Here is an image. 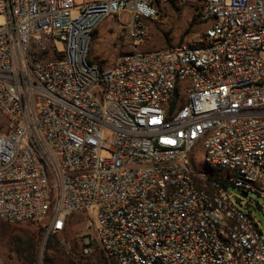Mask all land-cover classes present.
Wrapping results in <instances>:
<instances>
[{
	"label": "built area",
	"instance_id": "2783aa9c",
	"mask_svg": "<svg viewBox=\"0 0 264 264\" xmlns=\"http://www.w3.org/2000/svg\"><path fill=\"white\" fill-rule=\"evenodd\" d=\"M174 1L0 0L1 222L86 215L109 264H264L228 192L264 200V0H202L199 44L89 59L104 20L141 42Z\"/></svg>",
	"mask_w": 264,
	"mask_h": 264
},
{
	"label": "rangeland",
	"instance_id": "374dc122",
	"mask_svg": "<svg viewBox=\"0 0 264 264\" xmlns=\"http://www.w3.org/2000/svg\"><path fill=\"white\" fill-rule=\"evenodd\" d=\"M94 0H75L76 5ZM202 0L177 1L159 8L156 20H149L147 37L141 42H133L126 37V14L104 20L94 30L89 44V59L100 67L113 64L124 53L136 49L150 51L169 48L175 45H193L200 42L204 26L199 20ZM77 12L73 11L72 16ZM190 27V23H192ZM2 19L0 18V24ZM199 44V43H198ZM59 49L61 44L57 45ZM52 55L41 58L51 59ZM103 156L106 154L103 153ZM192 166L195 172L207 175L203 163V150L200 146L193 151ZM235 205L244 212H250L258 228L264 234V200L250 193L248 200L240 199L238 191L228 187ZM241 200V201H239ZM262 206V212L255 204ZM88 217L72 214L67 220L64 231L48 237L44 234V221L6 223L0 221V264H103L104 255L96 245L93 231L88 225ZM35 244L34 258H30L25 248ZM49 246V248H48ZM25 247V248H24ZM88 249L85 253L84 249ZM22 250V251H21Z\"/></svg>",
	"mask_w": 264,
	"mask_h": 264
},
{
	"label": "trees",
	"instance_id": "16d2710c",
	"mask_svg": "<svg viewBox=\"0 0 264 264\" xmlns=\"http://www.w3.org/2000/svg\"><path fill=\"white\" fill-rule=\"evenodd\" d=\"M192 24H193V22L192 23H190V27L192 26ZM55 234H53L52 236H54ZM30 246V248H25V250L28 252V254H29V256H30V258L32 259V258H34V251H35V244L34 243H32V244H30L29 245ZM48 248H49V246H48ZM22 251V250H21ZM45 264H47V260H45ZM103 264H109L108 262H107V260H106V258L104 257V262H103Z\"/></svg>",
	"mask_w": 264,
	"mask_h": 264
},
{
	"label": "crops",
	"instance_id": "0c3cea01",
	"mask_svg": "<svg viewBox=\"0 0 264 264\" xmlns=\"http://www.w3.org/2000/svg\"><path fill=\"white\" fill-rule=\"evenodd\" d=\"M174 2H177V1H174ZM123 14H125V13H123ZM122 15V14H121ZM127 15V14H126ZM120 17V16H119ZM125 23H126V25L128 24V22H129V15H127V19L124 21ZM148 21H146L145 22V25H146V23H147ZM204 26V25H203ZM146 27H147V25H146ZM204 28H205V26H204ZM147 30H148V28H147ZM204 31V30H203ZM202 38V37H201ZM194 45V44H193ZM175 46H177V45H175ZM171 47H174V46H171ZM170 48V47H169ZM165 49H167V48H158V49H152V50H165ZM134 51H142V50H138V49H136V50H134Z\"/></svg>",
	"mask_w": 264,
	"mask_h": 264
},
{
	"label": "water",
	"instance_id": "95a60500",
	"mask_svg": "<svg viewBox=\"0 0 264 264\" xmlns=\"http://www.w3.org/2000/svg\"><path fill=\"white\" fill-rule=\"evenodd\" d=\"M240 196L242 197V198H247V193H241L240 194ZM255 209L258 211V212H262V206L261 205H259V204H255ZM262 217L264 218V215H262Z\"/></svg>",
	"mask_w": 264,
	"mask_h": 264
}]
</instances>
